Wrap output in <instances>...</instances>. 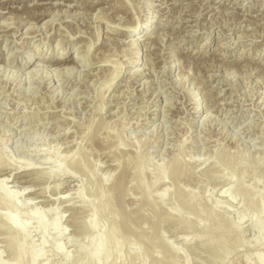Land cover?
Returning a JSON list of instances; mask_svg holds the SVG:
<instances>
[{
	"label": "rangeland",
	"instance_id": "374dc122",
	"mask_svg": "<svg viewBox=\"0 0 264 264\" xmlns=\"http://www.w3.org/2000/svg\"><path fill=\"white\" fill-rule=\"evenodd\" d=\"M0 6V26L22 16L27 22L0 31V58L27 63L64 52L84 63L91 42L90 53L103 60L59 75L38 63L49 79L33 80L0 63V162L9 160L7 167L0 163V182L19 202L18 220L29 223L25 249L43 251L37 264H89L80 246L92 247L83 222L95 190L115 214V222L107 214L101 224L116 225L127 238L124 264H132L137 252L145 264H169L171 258L177 264H254V254L264 255V225L254 232L257 216L247 213V204L264 195V0H0ZM44 7L57 14L45 20L28 15ZM131 23L140 24L137 31L131 32ZM112 69L121 73L107 91ZM68 156L81 171L65 162ZM25 164L35 171L27 172ZM59 164L66 171L57 175ZM139 165L153 201L142 197L134 177ZM169 166L180 169V179ZM160 168H167V178L155 184ZM119 181L121 189L112 190ZM242 190L258 192L253 200ZM176 191L193 197L197 213L182 208L179 217L170 214L179 205ZM4 207L0 202V216ZM38 218L49 227L61 219L64 233L50 231L42 246ZM1 227L0 257L8 264L14 235ZM239 232L245 244L235 249Z\"/></svg>",
	"mask_w": 264,
	"mask_h": 264
},
{
	"label": "bare ground",
	"instance_id": "6f19581e",
	"mask_svg": "<svg viewBox=\"0 0 264 264\" xmlns=\"http://www.w3.org/2000/svg\"><path fill=\"white\" fill-rule=\"evenodd\" d=\"M64 1V0H63ZM85 2V1H84ZM94 3H95V1H94ZM205 3V2H204ZM96 4H100V1L98 2V3H96ZM44 5V4H43ZM65 5V4H64ZM1 7V6H0ZM67 7V6H66ZM92 7H94V5L92 6ZM96 7V6H95ZM214 7V6H213ZM57 8V7H56ZM61 8V7H60ZM68 8V7H67ZM38 11V12H37ZM37 11H34L33 13H30V12H28V15L31 17V16H33V17H35L37 20H45L46 19V17L47 16H52V15H55V14H57L56 12V9H52V8H50V7H48V8H43V9H38ZM23 12V11H22ZM30 13V14H29ZM60 14L62 13V12H59ZM58 13V14H59ZM126 13V12H125ZM63 14H64V12H63ZM127 14V13H126ZM20 15V14H19ZM24 15V14H23ZM66 15V14H65ZM97 16V15H96ZM6 17V16H5ZM4 17V18H5ZM11 17V16H10ZM23 17V16H22ZM22 17L19 19V18H17L15 21H14V18H13V21H12V23L10 22V23H8V24H5V23H3L0 27V31H9V30H12V29H14V27L12 26L13 24H16V25H18L20 28H21V26H24V25H27V22L25 23V20L24 19H22ZM99 17V16H98ZM101 17V16H100ZM24 18V17H23ZM1 19V18H0ZM11 18H9V17H7L6 18V21L7 20H10ZM27 19V18H26ZM12 20V19H11ZM92 20V19H91ZM112 20V19H111ZM50 21H52L51 23H55V21H53V20H50ZM49 21V22H50ZM38 22V21H37ZM112 22V21H111ZM59 23V22H58ZM116 23V22H115ZM1 24V23H0ZM132 24V23H131ZM32 25V24H31ZM52 26V25H51ZM139 26H140V24H138V23H134V24H132V29H131V32L132 31H137L138 30V28H139ZM141 26H142V24H141ZM17 27V26H16ZM60 27V26H59ZM144 27V26H143ZM146 27V26H145ZM20 28H17V29H20ZM122 30H124V29H122ZM31 31V30H30ZM246 31V30H245ZM29 32V31H28ZM130 32V31H129ZM147 32V31H146ZM52 33V32H51ZM16 34V33H15ZM19 34V33H18ZM25 34V33H24ZM123 34L124 35H127L125 32H123ZM8 35V34H7ZM10 35V34H9ZM8 35V36H9ZM147 35V34H146ZM146 35H144V37L146 36ZM56 36V35H55ZM241 36V35H240ZM5 37H7L6 35H4L3 36V38H5ZM13 37V36H12ZM54 37V36H53ZM246 37V36H245ZM94 38H95V40L93 41V44H95V43H97L98 41H99V39H100V34H98L97 36H94ZM15 39V38H14ZM108 39V38H107ZM239 39V38H238ZM109 40H111L110 38H109ZM148 42L149 41H151V37H148ZM146 40V41H147ZM87 41H91V40H89V38H88V40ZM69 42V41H68ZM82 42V41H81ZM135 41H133V45H132V43H131V49L133 48V50H136V52L134 53L135 54V56H137L138 55V52H137V46H135ZM90 47H88V52H87V54H86V61L83 63L82 62V60H80L79 58H71V59H67L66 57V54L63 52V53H61L60 55H57V58H55V60L53 59H46V57H43L42 59H39L38 61L37 60H35L34 62L33 61H29V62H27V63H19V62H17V63H15L14 61H12L11 59L9 60L7 57V59L6 58H0V63H3V64H7V65H11L12 67H18V68H20L21 70H24V71H27L26 73L28 74V78L30 77V79H34L35 77H39V78H45V79H49V74L47 73V72H45V69L43 70V68L41 69L39 66H37V64L38 63H41V64H44V65H49V66H51V67H54V68H56V69H53L55 72H56V74L58 73V75L59 74H61V72L63 71V72H68V73H72L73 72V70H74V66H83V67H93V66H98L97 64H99L101 61L103 62V60L102 59H100V57H98L97 56V54H91L90 53V49H91V47H92V43L90 42ZM129 44V43H128ZM89 45V44H88ZM204 45V44H203ZM221 45V44H220ZM123 47V46H122ZM57 50V49H56ZM81 49H79V51H80ZM98 50V49H97ZM96 50V51H97ZM66 51V50H65ZM82 51V50H81ZM80 51V52H81ZM67 52V51H66ZM84 52V51H83ZM82 53V52H81ZM80 53V54H81ZM133 53V52H132ZM102 54V53H101ZM131 54V53H130ZM10 56V55H9ZM45 56H47V53H46V55ZM18 57V56H17ZM102 57V56H101ZM83 58V57H82ZM103 58H105V57H103ZM137 58V57H136ZM106 59V61H107V58H105ZM105 59H104V61H105ZM29 60V59H28ZM88 61V62H87ZM105 61V62H106ZM87 62V63H86ZM108 62V61H107ZM120 63V62H119ZM133 63H135L134 61H133ZM108 67V66H107ZM110 67V66H109ZM108 67V68H109ZM47 70V69H46ZM111 70V69H110ZM113 70V69H112ZM1 71V70H0ZM95 71H97V70H95ZM94 71V72H95ZM103 71V70H102ZM101 71V72H102ZM111 72V71H110ZM29 73H31L30 75H29ZM50 73V72H49ZM95 73H97V72H95ZM95 73H91V75H93V77L94 76H97L98 74H96L95 75ZM121 73V69H115V70H113V72H111L110 73V76H108L109 77V79H107L108 80V83H109V87L107 88V91H108V89H110L111 88V86H112V82H114V80L119 76V74ZM136 73H137V75H140V73H139V71L138 70H136L135 71V75H136ZM22 74V73H21ZM99 74H101L102 75V73H99ZM106 74V73H105ZM143 74V73H142ZM16 75V74H15ZM90 75V76H91ZM106 75H108V74H106ZM97 77H99V76H97ZM107 77V78H108ZM111 78V79H110ZM98 79V78H97ZM21 80V79H20ZM72 80V79H71ZM84 80V79H83ZM9 81V80H8ZM23 81V80H22ZM49 81V80H48ZM106 81V80H105ZM31 83V82H30ZM39 83V82H38ZM105 83V82H104ZM107 82L105 83V84H108ZM104 84V85H105ZM103 85V86H104ZM102 88H104V87H102ZM105 96V95H104ZM102 98V97H101ZM105 102V101H104ZM102 103V102H101ZM103 104V103H102ZM100 112V111H99ZM124 113V112H123ZM146 128V127H145ZM210 144V143H209ZM71 154H73L74 155V153H71ZM70 156V155H69ZM68 156V157H69ZM138 156V155H137ZM68 157H66V159H65V162H67V161H70V164H71V168H73L72 170H75V171H78V170H80L81 171V168H80V166H81V164H79L78 165V160H76L77 162H73V160L75 161V159L74 158H70V159H68ZM220 157V156H219ZM65 158V157H64ZM144 158V157H143ZM220 158H223V157H220ZM142 159V158H141ZM146 159V158H145ZM148 159V158H147ZM219 160V159H218ZM223 160V159H222ZM225 160V159H224ZM5 162L4 163H2V162H0V163H2L1 165L2 166H8L9 165V160H4ZM142 161H145V160H142ZM220 161V160H219ZM218 161V162H219ZM225 161H227V159L225 160ZM80 162V161H79ZM221 162V161H220ZM222 163H223V161H222ZM146 164V163H145ZM175 165V164H174ZM173 165V166H174ZM226 165H228V162H227V164ZM1 166V167H2ZM129 166V165H128ZM170 167V166H169ZM83 168V167H82ZM176 168V166L174 167V169H173V167L171 166L170 167V169L171 170H168L170 173L169 174H171V176H173V178L174 179H176L177 177L179 178L180 177V175H178L179 173H178V171L180 172V169L179 170H176L175 169ZM4 169V168H3ZM9 169V168H8ZM20 169V168H19ZM22 169V168H21ZM24 169L27 171V172H34L35 171V169H33L32 168V166H31V164H25L24 165ZM54 170H53V172H55V173H57V175H60L61 173L63 174V172H65L66 170H65V167L62 165V164H59V165H57V166H55V168H53ZM167 169V168H166ZM166 169H159L158 170V172H157V177H156V181H155V184L156 183H159V182H164L165 183V178H167V174H168V172L166 171ZM137 171H135L136 172V176L134 175V173H133V175H134V177L136 178V179H138V184H140V188L142 189V191H143V195L144 196H142V197H144L145 199H148V198H153V197H148V188H147V186H145V185H143V184H145L144 182H142V171H144L143 169H142V166L141 165H139L138 166V168L136 169ZM25 171V172H26ZM182 172V171H181ZM75 173V172H74ZM77 173V172H76ZM126 173V172H125ZM2 174V173H1ZM109 174V173H108ZM107 174V175H108ZM4 175V174H3ZM5 176V175H4ZM125 176V174H123L122 176H121V178H120V180H122L123 181V177ZM169 177V176H168ZM177 178V179H178ZM180 179V178H179ZM228 179V178H227ZM118 180V179H117ZM161 182V183H162ZM4 179H3V182H0V202H1V204L3 203L4 204V208H5V214H2L1 216H0V219H1V221H2V223H1V226L3 227H5V228H7V230L8 231H11V233H13V235H14V237L12 238V240H10V247H11V249H12V251H13V259H12V262L11 263H8V264H37L38 263V261L40 260V258L43 256L42 254V250L41 249H37V248H35V247H29V250H26L25 249V246H26V244L29 242V234H30V230H29V223H27V222H20L19 220H18V207H19V202H18V200L16 199V196H12L8 191H7V189L4 187ZM227 183H228V180H227ZM177 185V184H176ZM122 186V184H121V181H119V183L118 184H115L114 183V187H112V190H116V189H119L120 187ZM179 188V187H178ZM121 189V188H120ZM179 190H181V189H178V191ZM45 191V190H44ZM94 191V190H93ZM92 191V192H93ZM242 191H244V190H242ZM248 191V190H247ZM257 190H255V191H253V192H256ZM79 193H78V198L81 200V201H83V199H84V196H83V192L82 191H78ZM91 192V193H92ZM182 192H183V190H182ZM253 192H251V194L249 193V192H246L245 193V191H244V193L245 194H243V196L245 195V197H246V199H248L249 197V199H252L253 198ZM258 192V191H257ZM29 193V192H28ZM117 193V192H116ZM176 193H177V191H176ZM175 193V194H176ZM179 193V192H178ZM177 193V194H178ZM24 194V193H23ZM190 194V193H189ZM93 197H94V199H93V201H92V203L90 204V206H89V211H90V215H89V218L85 221V222H83L84 224H83V226L85 227L84 229L86 230L85 231V233H86V235H90V237H91V239H92V247H91V249L90 250H87L86 248H85V246L84 245H81L80 246V250L81 251H83V252H85V255H84V257H85V259L84 260H87V262H89V264H124L125 263V256H124V254H123V252H124V248H125V246H126V240H127V238H126V240H125V238H122L120 235H119V233H118V229L116 228V225L114 226H112V224H111V227H108L106 224H105V226H103L102 224H101V219L102 218H104V216L105 215H110L111 217H112V219H114L113 221L115 222L116 220H115V214H114V212L112 213V207H111V203H105L104 202V195H103V193H102V191H100V190H98V191H94L93 192ZM191 195V194H190ZM256 195V194H255ZM184 196V195H183ZM182 196V193L180 192L179 193V195H178V197H179V205H177V206H175V205H172L171 206V215H173V216H175L176 217V215L178 216L179 214H178V212L179 213H181L180 212V209H184V210H186V209H188L189 211H191L192 213H193V211H195V209L197 208V205L195 206V204H192L194 201L192 200V198L193 197H191V199H188V198H190L189 196H188V198L187 197H183ZM187 196V195H186ZM245 197H243V198H245ZM252 197V198H251ZM255 198H256V196H254ZM159 198H160V200L161 201H164L165 200V194L163 193V194H161L160 193V195H159ZM177 198V197H176ZM154 199V198H153ZM108 200H110V199H108ZM142 200V199H141ZM148 200H150V199H148ZM148 200H147V202H148ZM152 200V199H151ZM150 200V201H151ZM171 200H172V197H171ZM195 200V199H194ZM253 200H254V198H253ZM143 201H144V199H143ZM146 201V200H145ZM153 201V200H152ZM166 201V200H165ZM177 201V200H176ZM197 201V200H196ZM199 201V200H198ZM255 201V200H254ZM251 202V203H249V205L247 204V206H248V212L247 213H250V215L251 214H253V216L254 215H256L255 217L256 218H254L253 220H252V224H251V228H252V230L254 231V232H258V231H260L261 229H262V227H263V225H264V195H263V197L260 199V201H256V202ZM146 202V203H147ZM149 203V202H148ZM147 203V204H148ZM151 203V202H150ZM161 203V202H160ZM159 203V204H160ZM175 203H177V202H175ZM197 203V202H196ZM201 203V202H200ZM125 204V203H124ZM145 204V203H144ZM152 204V203H151ZM158 204V205H159ZM113 205V204H112ZM153 205V204H152ZM156 205H157V203H156ZM157 205V206H158ZM163 205V204H162ZM161 204H160V206H162ZM159 206V207H160ZM218 206V205H217ZM246 206V207H247ZM143 207H144V205H143ZM150 207V206H149ZM159 207L157 208V210L159 209ZM139 208V207H138ZM141 208V207H140ZM150 208H152V206L150 207ZM122 209V208H121ZM153 209V208H152ZM247 209H246V211H247ZM140 210V209H139ZM198 210V209H197ZM156 211V210H155ZM187 211V210H186ZM37 210L35 209V211L33 212V217H35V215H37ZM119 212V211H118ZM142 212V211H141ZM140 212V214H142ZM157 212V211H156ZM160 212H161V209H160ZM164 212V211H163ZM188 212V211H187ZM196 213H197V211H195ZM195 212H194V214H195ZM116 213V212H115ZM138 213V212H137ZM183 213V212H182ZM199 213V212H198ZM117 214V213H116ZM131 214V213H130ZM168 214V213H167ZM170 214H168V215H170ZM191 214V213H190ZM193 214V215H194ZM200 214V213H199ZM121 215H122V213H121ZM121 215H120V217H121ZM139 215V214H138ZM143 215V214H142ZM141 215V216H142ZM162 215V214H161ZM167 215V216H168ZM192 215V214H191ZM117 216L119 217V214H117ZM116 216V217H117ZM125 216V215H124ZM129 216V215H128ZM157 216V215H156ZM160 215H158L157 217H159ZM187 216H189V215H187ZM108 217V216H107ZM123 217V216H122ZM179 217V216H178ZM190 217V216H189ZM216 217V216H215ZM226 217V216H225ZM138 218V217H137ZM146 218V217H145ZM145 218H143V219H145ZM183 217H181V219H182ZM224 218V217H223ZM120 219V218H119ZM118 218H117V220H119ZM211 219V218H210ZM213 219V218H212ZM220 219V218H219ZM60 220L61 219H56V221H55V223H53V225L51 226V227H49L48 225H47V223L45 222V220L43 219V218H38V220H37V222H36V230H37V232L39 231L40 232V234L42 235V237H43V239H42V246H44L45 245V243L47 242V239H48V234L50 233V231H53V232H59V233H64V230H62V228H61V226H60ZM129 220V219H128ZM132 220H133V218H132ZM135 220V219H134ZM138 220V219H137ZM157 220H158V218H157ZM214 220V219H213ZM228 220V219H227ZM122 221V220H121ZM124 221V220H123ZM145 221V220H144ZM159 221V220H158ZM182 221H184V223L186 222V225H188L189 224V219L186 217V218H183L182 219ZM138 222V221H137ZM143 222V221H142ZM147 222V221H146ZM217 222V221H216ZM223 222V221H222ZM230 222V221H229ZM229 222H227V223H229ZM122 223V222H121ZM135 223V222H134ZM140 223V222H139ZM143 223H145V222H143ZM183 223V222H182ZM183 223V224H184ZM197 223V222H196ZM123 224V223H122ZM141 224V223H140ZM153 224V223H152ZM158 223H156V225H157ZM230 224V223H229ZM228 224V225H229ZM130 225V224H129ZM128 225V226H129ZM132 225H133V223H132ZM136 225V224H135ZM219 225V224H218ZM226 225V224H225ZM227 225V226H228ZM0 226V227H1ZM124 226V225H123ZM126 226V225H125ZM128 226H126V228L127 229H125L127 232H132L133 230H135L133 227H132V229L133 230H131V228H130V226L128 227ZM158 226V225H157ZM232 226V225H231ZM1 227V228H2ZM3 227V228H4ZM188 227V226H187ZM228 228V227H227ZM226 228V229H227ZM233 227H231L229 230H231ZM152 229V228H151ZM215 229V228H214ZM227 229V230H228ZM140 230V229H139ZM216 230V229H215ZM241 231V230H240ZM134 232L136 233V231H133V233H131V235L133 236H135V234H134ZM145 232V231H144ZM243 232V231H242ZM238 233V237L239 238H237V241H235V246H234V248L236 249H238L239 248V246L240 245H242V246H244V240H243V233ZM137 233H140L139 231L137 232ZM143 233V232H142ZM141 234V233H140ZM144 234V233H143ZM155 235H157V233L155 234ZM140 236V235H139ZM144 236V235H143ZM160 236V235H159ZM162 236V235H161ZM160 236V237H161ZM153 237V236H152ZM141 238V237H140ZM154 238V237H153ZM11 239V238H10ZM91 239H89L90 241H91ZM146 239V238H145ZM128 240H131L132 241V239L131 238H129ZM155 240V239H154ZM164 240V239H163ZM162 240V241H163ZM160 241H161V238H160ZM161 241V242H162ZM258 241V240H257ZM133 242V241H132ZM151 242V241H150ZM164 242V241H163ZM166 242V241H165ZM136 243H138V242H136ZM147 243H148V241H147ZM154 244H156L155 242H153ZM247 243H249V242H247ZM129 244V243H128ZM128 244H127V246H128ZM153 244V245H154ZM158 244V243H157ZM225 244V243H224ZM149 245L151 246V243H149ZM168 245V244H167ZM258 245V244H257ZM231 246V245H230ZM152 247V246H151ZM224 247V246H223ZM226 247V246H225ZM155 248H156V246H155ZM154 248V249H155ZM233 248V247H232ZM57 250H58V252H60L61 254L63 253V248H62V246L61 245H57V248H56ZM150 249H153V248H149V250ZM159 249V248H158ZM226 249V248H225ZM235 249H233V250H235ZM146 250H148V248H146L145 249V251ZM222 250V249H221ZM220 250V251H221ZM224 250V249H223ZM222 250V251H223ZM144 251V252H145ZM151 251V250H150ZM154 251V250H153ZM155 251H157L156 249H155ZM170 251H171V253H170ZM170 251H169V253L171 254V256H172V254H174V253H176V250L175 249H171L170 248ZM126 252V251H125ZM147 252V251H146ZM159 252V251H158ZM161 252V251H160ZM159 252V253H160ZM223 252H226L227 253V250L225 251H223ZM138 253V252H137ZM132 254V256L131 257H133L134 259H132V260H134L133 262H132V264H145L144 262V259H142L143 261H139L138 262V260H139V255L138 254ZM141 253V252H140ZM143 253V252H142ZM226 253H224V254H226ZM229 253V252H228ZM128 254V253H127ZM164 254V253H163ZM162 254V255H163ZM222 254V253H221ZM127 256H129V255H127ZM129 256V257H130ZM165 256H166V254H165ZM228 256V255H227ZM141 257V256H140ZM169 257V256H168ZM222 257L223 258H225L224 257V255H222ZM253 257H254V264H264V255H261V254H259V253H256V254H254L253 255ZM64 258L66 259V261L67 260H69L70 259V256L69 255H64ZM127 259H128V262L131 260V259H129L128 257H126ZM144 258V257H143ZM141 259V258H140ZM172 260H168L169 261V264H177L175 261H173V258H171ZM251 259H252V257H251ZM175 260V259H174ZM163 264H164V261L162 262ZM167 263V262H166ZM0 264H7V263H5V262H3L2 261V259H1V257H0Z\"/></svg>",
	"mask_w": 264,
	"mask_h": 264
}]
</instances>
